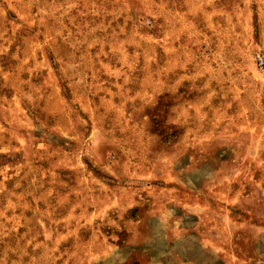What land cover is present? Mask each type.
<instances>
[{
	"label": "rangeland",
	"instance_id": "rangeland-1",
	"mask_svg": "<svg viewBox=\"0 0 264 264\" xmlns=\"http://www.w3.org/2000/svg\"><path fill=\"white\" fill-rule=\"evenodd\" d=\"M0 264H264V0H0Z\"/></svg>",
	"mask_w": 264,
	"mask_h": 264
}]
</instances>
